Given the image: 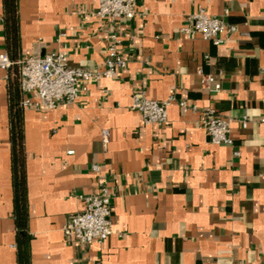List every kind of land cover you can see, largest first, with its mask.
I'll list each match as a JSON object with an SVG mask.
<instances>
[{
    "label": "crops",
    "instance_id": "crops-1",
    "mask_svg": "<svg viewBox=\"0 0 264 264\" xmlns=\"http://www.w3.org/2000/svg\"><path fill=\"white\" fill-rule=\"evenodd\" d=\"M96 8L97 0H17L14 51L0 0V53L61 50L73 66L101 68L111 26ZM200 8L236 29L220 44L183 34ZM115 25L125 68L89 82L72 103L23 109L30 264H264V0H138L137 14ZM199 70L220 88L205 89ZM15 72L0 67V264H17L7 93ZM136 90L174 97L165 124H145L130 107ZM208 109L231 118L232 146L210 141L200 125ZM100 178L112 232L83 247L62 226Z\"/></svg>",
    "mask_w": 264,
    "mask_h": 264
},
{
    "label": "built area",
    "instance_id": "built-area-1",
    "mask_svg": "<svg viewBox=\"0 0 264 264\" xmlns=\"http://www.w3.org/2000/svg\"><path fill=\"white\" fill-rule=\"evenodd\" d=\"M138 0H97L95 14L102 20H107L111 26L108 33V44L104 49L103 66L96 69H86L69 64L65 52L54 50L44 55L31 54L16 60L18 69V85L22 98V109H49L57 104L72 103L78 95L86 91L87 84L101 78H110L118 70L125 68L127 57L120 51L119 30L115 23L120 19L131 20L137 14ZM236 27L223 18L209 14L200 8L185 18L181 32L187 36L198 33L202 38L213 44H220L222 34L234 31ZM12 65L6 52L0 53V67L8 69ZM201 85L209 91H217L220 83L211 74H204L199 70ZM173 96L156 100L148 98L143 90H136L131 95L130 107L137 110L145 124L163 125L167 121V107L174 101ZM183 109H194L184 100L178 101ZM231 118H225L208 109L200 121L209 139L215 144L232 146ZM245 125V118L242 119ZM109 138L107 129H101L100 142L106 147ZM240 152L233 150V155ZM94 173H101L103 166L92 163ZM111 193L103 178L98 181V189L82 198L84 207L72 214L62 226L64 236L86 247L92 243H102L112 232V204ZM96 264H103L97 261Z\"/></svg>",
    "mask_w": 264,
    "mask_h": 264
},
{
    "label": "trees",
    "instance_id": "trees-1",
    "mask_svg": "<svg viewBox=\"0 0 264 264\" xmlns=\"http://www.w3.org/2000/svg\"><path fill=\"white\" fill-rule=\"evenodd\" d=\"M2 22L7 46L16 50L18 46L17 0H2ZM12 65L8 70L17 71L16 57L13 52L8 54ZM16 73V72H15ZM15 74L7 85L9 102V133H10V162L11 184L13 189V216L16 227V262L30 264V236L27 230V185L25 169V151L23 134V109L20 105L21 94L18 78Z\"/></svg>",
    "mask_w": 264,
    "mask_h": 264
}]
</instances>
